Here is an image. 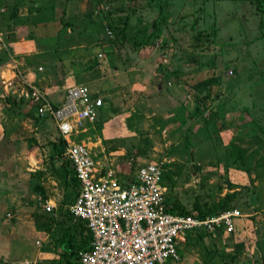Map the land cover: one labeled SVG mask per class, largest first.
<instances>
[{"label": "rangeland", "instance_id": "1", "mask_svg": "<svg viewBox=\"0 0 264 264\" xmlns=\"http://www.w3.org/2000/svg\"><path fill=\"white\" fill-rule=\"evenodd\" d=\"M78 83L103 107L69 138L99 169L159 162L167 207L241 214L230 232H187L178 264H264V0H0V134L18 154L0 167V264H78L57 245L85 241L64 143L18 94Z\"/></svg>", "mask_w": 264, "mask_h": 264}, {"label": "built area", "instance_id": "2", "mask_svg": "<svg viewBox=\"0 0 264 264\" xmlns=\"http://www.w3.org/2000/svg\"><path fill=\"white\" fill-rule=\"evenodd\" d=\"M18 94L34 105L37 116L49 117L64 143L63 158L78 184L67 209L90 235L88 248L77 250L80 264H178L177 248L187 232L234 230L235 218L241 215L236 207L203 217L168 211L164 168L159 162L138 165L128 179L116 176L112 169H99L89 146L69 138L83 133L103 107L101 96L88 86H67L59 102L31 84ZM43 207L49 211L54 205L46 200ZM16 264L38 261L24 259Z\"/></svg>", "mask_w": 264, "mask_h": 264}, {"label": "crops", "instance_id": "3", "mask_svg": "<svg viewBox=\"0 0 264 264\" xmlns=\"http://www.w3.org/2000/svg\"><path fill=\"white\" fill-rule=\"evenodd\" d=\"M62 96H63V94H59L58 96H57V98H54L53 100H51V101H53V102H59L61 99H62ZM53 124V123H52ZM12 135H13V133L11 132V131H9V132H7L6 133V136L4 135V136H2L1 134H0V167H1V164H2V166H3V164H6V166H8L9 165V163H11V162H14L16 159H17V155L18 154H16V152H15V150H14V146L17 144L16 142H14V141H12L11 139H12ZM5 166V165H4ZM3 166V167H4ZM5 168V167H4ZM6 171V170H5ZM0 182H2L1 180H0ZM41 184H43V185H45V182L42 180L41 182H40ZM1 184V183H0ZM42 188H44L45 189V186L44 187H42ZM45 195H47V199H45V201L47 200V201H49V202H51L53 205H54V207H55V199H53V198H51V196H48V190H44V192H43ZM72 201H73V199H72ZM71 201V202H72ZM70 204V203H69ZM69 204H66L67 206L69 205ZM66 206V207H67ZM54 207L52 208V209H54ZM68 210V209H67ZM70 214V213H69ZM71 216V215H70ZM71 219L73 220V224H78V223H80L82 226H84V224H83V222H81V221H79V220H75L72 216H71ZM76 221V222H75ZM38 235H43L42 237H47L48 235H49V232H45V231H43V230H39V229H37L36 231H35ZM69 232L72 234L73 233V229H72V224H70V229H69ZM87 231L84 229V231L82 232V233H86ZM45 235V236H44ZM79 237H80V235H78V234H76L75 235V239H76V241H78V239H79ZM69 243H71V242H69ZM58 245V247H59V249L60 250H58V251H60L61 253H63V252H65L66 251V253H68L69 252V250H70V248H69V246H64L63 245V243H61V241L57 244ZM42 257H44V254H41V255H39V261H41L42 260ZM79 262V261H78ZM80 263V262H79Z\"/></svg>", "mask_w": 264, "mask_h": 264}, {"label": "trees", "instance_id": "4", "mask_svg": "<svg viewBox=\"0 0 264 264\" xmlns=\"http://www.w3.org/2000/svg\"><path fill=\"white\" fill-rule=\"evenodd\" d=\"M15 12H13V14H14ZM69 164V163H68ZM71 172H72V169H71ZM164 173H163V180H164ZM72 178H73V180H74V185H75V189H76V191H75V193H74V195H73V198H74V196H75V194H76V192H77V190H78V184H77V180H76V178L74 177V175H73V173H72ZM165 182V181H164ZM231 196H232V192L231 193H229V192H227V193H225V197H226V199H230L231 198ZM167 205V204H166ZM230 207H233V206H228L226 203H222L221 204V206H220V209L218 210V211H216V212H209V211H200L199 210V208L195 205L193 208H192V210L191 211H185L184 209H182V208H176V207H167V210L168 211H170V212H177V213H181V214H186V213H194V214H196L197 216H199V217H203V216H205V215H213V214H217V213H219V212H221V211H223V210H226V209H228V208H230ZM70 215V214H69ZM71 217V216H70ZM83 228L86 230V228H85V226H83ZM197 234H199V236H203V235H205V234H213V233H206V232H202V231H199V232H196ZM84 238H85V241H83V242H81L79 245L80 246H78L79 248L77 249V250H79V249H85V248H88V241H89V239H90V235H89V233L88 232H86L85 234H84ZM186 242V241H185ZM70 248V247H69ZM71 250H72V248H70V250H69V254H71V255H73V257H75L76 258V260L75 261H77L78 262V257H77V250H76V252L75 253H73L72 254V252H71ZM74 261V262H75ZM68 264H70V263H68ZM78 264H80L79 262H78Z\"/></svg>", "mask_w": 264, "mask_h": 264}]
</instances>
